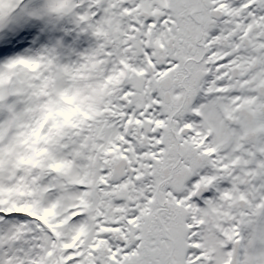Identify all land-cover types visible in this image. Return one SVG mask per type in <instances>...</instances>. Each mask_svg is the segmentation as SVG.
<instances>
[{
  "label": "rangeland",
  "instance_id": "374dc122",
  "mask_svg": "<svg viewBox=\"0 0 264 264\" xmlns=\"http://www.w3.org/2000/svg\"><path fill=\"white\" fill-rule=\"evenodd\" d=\"M15 1L0 2V13L7 8L17 10ZM43 1L47 0H25L21 5L24 8L31 2L34 7ZM87 1L88 6L96 4L97 8L81 10L87 6L85 0H68L64 9L23 10L20 17L0 26V264H100L99 258L94 263L90 257L103 235L109 238L100 239L101 245L108 242L109 247L104 248L108 264H143L144 243L152 244L146 239L152 222L156 221L160 230L159 215L166 214L169 207L175 209L174 223L181 225L178 233L167 235L174 260L195 264L193 255L199 251L195 246L199 238L194 223L197 205L187 196L193 186L198 204L210 197L211 184L203 177L210 172L213 157L187 129L195 119L196 107L207 94L214 95V88L207 91L214 72L208 55L214 35L221 29L215 15L221 0H171L166 39L159 45L153 39L148 42L151 57L160 67L166 66L151 74L162 119L155 126L144 125L137 143L149 147L150 135L156 134L160 145L147 158L142 174L153 184L150 204L136 219L132 213L131 219L121 221L134 224L126 229V236L121 231L119 238L110 214L114 203L107 202L110 182L70 177L67 168L82 169L81 149L95 145L100 138L95 119L99 105L92 106L89 94L82 89L104 80L106 87L117 85L131 94L115 75H106L111 64L110 45L101 47L103 38L93 34L95 22L107 15V0ZM82 11L89 17H80ZM113 20L111 15L108 21ZM166 78L167 88L163 84ZM127 115L128 111L117 107V116ZM254 115L264 118L259 110ZM219 134L224 153L235 148L233 129H220ZM258 142L264 150V139ZM243 154L232 153L234 164L238 165ZM243 173L234 167L233 176L223 182L221 196L242 199L241 188L248 185L253 238L252 234L244 237L241 259L251 264L245 254L253 248V264H264V153L253 162L254 182L241 176ZM90 190H101L98 207L89 200ZM73 193L84 200L73 214H67L66 209L76 206ZM63 194L67 202L59 205L57 199ZM91 221L97 230L84 233ZM74 223L78 233L72 240ZM182 228H186L184 235ZM144 264L156 263L145 260Z\"/></svg>",
  "mask_w": 264,
  "mask_h": 264
},
{
  "label": "bare ground",
  "instance_id": "6f19581e",
  "mask_svg": "<svg viewBox=\"0 0 264 264\" xmlns=\"http://www.w3.org/2000/svg\"><path fill=\"white\" fill-rule=\"evenodd\" d=\"M5 1L8 0H0ZM12 1L9 0V4ZM67 1L47 0L34 7H30V2L23 8L21 4L25 0H16L14 8L17 10L7 8L4 14L0 13V26L13 17H20L23 10L38 13L49 7L64 9ZM85 1L87 6L80 7L81 10L87 8L94 11L97 8L96 4L88 6V1ZM82 12L80 17H89L85 11ZM104 12L107 15L95 22L93 34L103 38L101 47H106L107 43L110 45L108 53L111 64L106 75H115L118 82L126 84L131 94L123 92L117 85L106 87L104 80L82 89L89 94L88 100L92 106L95 107L97 103L99 105L95 119L100 138L95 145L81 149L82 169L75 170L72 166L67 168L71 171L70 177L84 176L85 179L89 176L94 183L99 180L110 182L107 202L114 203L110 214L114 221L112 226H118L119 238L121 231L126 236V229H132L134 224L128 221L123 224L121 221L126 217L131 219L132 213L136 214L135 219L137 214H143L153 192L151 179L142 174L147 158L160 145V139L156 134L150 135L152 140L149 147H141L137 140L139 130L144 125L155 126L162 119L151 74L162 72L166 66L160 67L151 57L148 42L153 39L159 45L166 39L172 2L107 0ZM111 15L114 20L108 21ZM215 15L221 29L214 35L213 47L208 55L214 72L208 81L213 83L207 88V91L214 88V95L207 94L203 103L196 107L195 119L193 123H188L187 129L213 157L210 172L203 177L204 182L211 184L210 197L205 199L204 204H198V195L193 186L187 196L197 205L194 223L199 237L195 246L199 251L193 255V262L244 264L241 259V243L247 234H252L253 238V225L249 224V219H253V208L248 207V185L241 188L242 199H230L226 194H221L225 192L222 189L223 182L233 176L235 166L244 170L241 176L245 175L254 182L253 162L259 153H264L258 142L264 139V118L254 115L257 110L264 113V0H221ZM85 26L82 25L83 28ZM117 107H120V111H128L129 115L117 116ZM228 128L233 129L236 143L235 148L224 153L219 130ZM253 148L257 150L255 153ZM235 151L238 154L244 152L238 159V165L233 162L232 153ZM100 191L90 190L89 200L98 204ZM77 195L73 193L76 206L66 209L67 214H73L82 205L84 198ZM64 196L57 199L59 205L67 202L63 200ZM85 200L88 201L87 198ZM76 225L74 223L71 227L72 240L78 233ZM97 228L91 221L84 233L89 230L95 232ZM101 238L109 240L106 235L97 239L93 250L95 253L90 260L95 263L99 258L100 264H108L109 255L104 249L109 247L108 242L101 245ZM245 258L253 264V248L245 254Z\"/></svg>",
  "mask_w": 264,
  "mask_h": 264
},
{
  "label": "flooded vegetation",
  "instance_id": "af4514ba",
  "mask_svg": "<svg viewBox=\"0 0 264 264\" xmlns=\"http://www.w3.org/2000/svg\"><path fill=\"white\" fill-rule=\"evenodd\" d=\"M169 208L170 209L166 214L159 215L160 230L158 229L157 222H152L151 229L149 230L148 236L146 237V239H149L152 244L150 245L147 241L144 243V252L141 255L143 264L145 260H147L149 263L155 262L156 264H177L174 260L172 245L169 246L167 242L171 238L167 235L178 233L181 225L174 223L175 217L173 210L175 209L172 207ZM181 233L184 235L186 233V228H182ZM158 244L162 246V248L158 247Z\"/></svg>",
  "mask_w": 264,
  "mask_h": 264
},
{
  "label": "water",
  "instance_id": "95a60500",
  "mask_svg": "<svg viewBox=\"0 0 264 264\" xmlns=\"http://www.w3.org/2000/svg\"><path fill=\"white\" fill-rule=\"evenodd\" d=\"M166 80H167V78L163 80L164 81L163 84H165V86H166ZM166 88H167V86H166Z\"/></svg>",
  "mask_w": 264,
  "mask_h": 264
}]
</instances>
